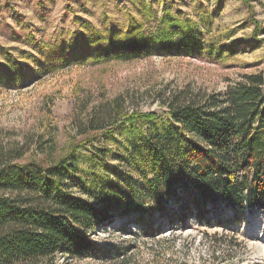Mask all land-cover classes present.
Instances as JSON below:
<instances>
[{
	"label": "trees",
	"instance_id": "1",
	"mask_svg": "<svg viewBox=\"0 0 264 264\" xmlns=\"http://www.w3.org/2000/svg\"><path fill=\"white\" fill-rule=\"evenodd\" d=\"M140 10L142 24L133 20L125 31L89 28V34L75 31L49 44L44 63L52 70L152 54L203 56L198 21L171 8L159 17L151 6ZM145 19L154 21L153 29H145ZM252 23L258 30L259 22ZM6 64H0V77L9 82L22 83L32 74L29 66ZM160 104L163 114L113 113L117 131L105 123L104 113L80 127V134L104 132L114 148L76 153L91 140L85 137L47 164L35 159L18 164L12 161L29 147H0V264H62L124 254L127 248L101 245L96 232L121 221V230L133 236L138 235L131 225L142 235H155L179 195L188 198L189 187L208 195L213 179L225 182L224 195L246 190L249 204L264 209V71L244 74L222 91L172 92ZM112 151L121 153L117 164L107 161ZM245 203L240 200L241 208Z\"/></svg>",
	"mask_w": 264,
	"mask_h": 264
},
{
	"label": "rangeland",
	"instance_id": "2",
	"mask_svg": "<svg viewBox=\"0 0 264 264\" xmlns=\"http://www.w3.org/2000/svg\"><path fill=\"white\" fill-rule=\"evenodd\" d=\"M142 5L153 7L158 17L171 8L198 21L203 56L152 54L52 70L44 63L47 46L72 32L89 34L90 28L105 34L125 31L133 20L142 24ZM143 24L155 26L147 19ZM10 61L31 67L34 75L29 72L22 83L0 77V147H29L12 163L35 159L47 164L85 137L91 140L76 153L114 148L104 132L80 134V127L104 113L105 123L117 131L113 113L163 114L160 102L172 92L222 91L244 74L264 71V0H0V64ZM40 62L44 67L39 69ZM230 142L235 143L233 137ZM118 153L109 152L107 161L117 164ZM224 184L213 179L208 195L189 187L188 198L179 195L162 215L163 229L155 235H142L131 225L138 235L133 236L121 230V221L96 232L101 245L127 248L124 254L62 264H264V209L249 204L246 190L224 195Z\"/></svg>",
	"mask_w": 264,
	"mask_h": 264
}]
</instances>
